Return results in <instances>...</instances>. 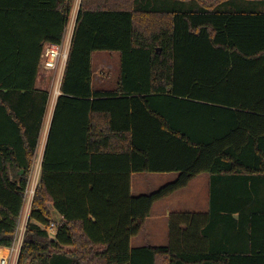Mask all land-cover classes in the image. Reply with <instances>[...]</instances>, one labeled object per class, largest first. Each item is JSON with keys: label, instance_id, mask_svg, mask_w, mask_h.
<instances>
[{"label": "trees", "instance_id": "16d2710c", "mask_svg": "<svg viewBox=\"0 0 264 264\" xmlns=\"http://www.w3.org/2000/svg\"><path fill=\"white\" fill-rule=\"evenodd\" d=\"M54 1L46 45L64 41L75 2L56 0L55 13ZM191 2L81 1L18 264H264L259 225L244 229L248 246L214 247L174 215L168 246L130 245L153 205L201 174L212 178L211 207L215 183L259 205L264 193V0ZM96 53L119 56L113 90L93 85ZM9 59L0 54V248L13 243L50 97L35 89L37 68L30 77ZM171 173L131 196L133 174Z\"/></svg>", "mask_w": 264, "mask_h": 264}, {"label": "crops", "instance_id": "0c3cea01", "mask_svg": "<svg viewBox=\"0 0 264 264\" xmlns=\"http://www.w3.org/2000/svg\"><path fill=\"white\" fill-rule=\"evenodd\" d=\"M81 1L75 0L72 8L65 37L68 40L70 39V45ZM191 1L193 0H139L140 3H150L152 7H180L193 4ZM6 3L13 4L14 7L6 19H0V39L6 36V49L0 47V54L5 53L9 56L8 62L13 65L16 71H20L22 67L29 71L30 77L37 68L35 89L48 91L50 94L31 174L32 178L39 173L40 179L41 166L54 119L55 108L57 100L61 95L60 87L59 94L53 95V74L51 75V80H49L50 75L43 71L41 58L46 46L44 39L48 25H55L56 15L53 16L52 11L48 12L47 4L51 5L52 0H10ZM54 5L56 13V0L54 1ZM0 45L2 46L1 43ZM109 58H112L116 63V57L110 53H96L93 56L95 69L93 85L101 87L104 90H113L116 85V81L108 74L109 70L112 69V65L106 64V60ZM143 175H132V197L152 193L149 192L150 189L146 190L145 179L140 177ZM148 175L152 178L154 186H156L152 188L155 189L153 192L175 181L177 178V174L173 173ZM211 182L212 178L209 174H201L194 178L186 188L156 202L152 207L149 217L146 218L141 232L131 239V247L168 246L170 242V218L174 215L177 217L183 216L182 223L180 224L183 225V230H186L188 225H197L196 229L199 234L192 238L195 243L214 247H221L223 245L239 247L251 244V241L244 236L243 231L244 229H248L249 225H259V229L264 230V218L257 215L264 212V206L262 205L264 204V193L260 194L261 203L259 205L254 193H249L245 190L240 192L236 188L231 187V190L224 191L223 193L225 194H223L222 191L218 190L221 188V184L215 183V205L211 207ZM220 196H225V199H220ZM222 205L229 207L227 208L229 212L223 210ZM56 217L61 218L54 213V218ZM201 232L206 233L205 237L200 235ZM254 243L264 245V236ZM66 249L71 250L70 248Z\"/></svg>", "mask_w": 264, "mask_h": 264}, {"label": "built area", "instance_id": "2783aa9c", "mask_svg": "<svg viewBox=\"0 0 264 264\" xmlns=\"http://www.w3.org/2000/svg\"><path fill=\"white\" fill-rule=\"evenodd\" d=\"M70 49V39H64L61 44H47L42 52V68L46 73H52L56 80L53 78V88L57 84L60 87L63 72L66 66L68 54ZM57 74V75H56ZM56 95L59 94L58 88ZM35 178H31L24 193V208L21 214L19 224L16 227L13 243L10 247L0 248V264H18L22 252L25 235L27 232L28 222L30 219L31 208L35 195L36 188L39 182V173ZM59 219L54 218L52 223L43 228L51 237H54L57 231Z\"/></svg>", "mask_w": 264, "mask_h": 264}, {"label": "rangeland", "instance_id": "374dc122", "mask_svg": "<svg viewBox=\"0 0 264 264\" xmlns=\"http://www.w3.org/2000/svg\"><path fill=\"white\" fill-rule=\"evenodd\" d=\"M189 7L193 8V5L192 4L183 5V6H180L179 8L184 10V8H189ZM112 55H114L116 57V63L112 58H109L106 60V64L112 65V69L109 70L108 74L110 75V77H112L116 81L118 76L120 75L119 56H118V54H112ZM49 75H50L49 80H51L52 73L50 72ZM53 78H55V80H56L57 77H54V75H53ZM53 78H52V80H53ZM57 86L58 85L56 84L53 88V95L54 96L56 95L55 93L57 92L56 91L57 89H55V88H58V92H59V87H57ZM140 177H143V179H145L144 182H145V185L147 188L146 190L150 189L149 192H153L155 189H152V188H155L156 186H154L152 178H150V176L148 174H144L143 176H140ZM32 178H35L37 180V177H32Z\"/></svg>", "mask_w": 264, "mask_h": 264}]
</instances>
